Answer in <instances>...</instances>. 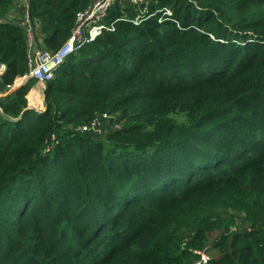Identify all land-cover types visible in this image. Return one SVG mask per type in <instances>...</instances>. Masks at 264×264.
I'll return each mask as SVG.
<instances>
[{
  "label": "trees",
  "instance_id": "16d2710c",
  "mask_svg": "<svg viewBox=\"0 0 264 264\" xmlns=\"http://www.w3.org/2000/svg\"><path fill=\"white\" fill-rule=\"evenodd\" d=\"M93 1L29 0L41 48L58 52ZM129 3L47 83L44 112L27 109L35 80L1 100L0 264H196L212 242L211 264H264V0H148L139 25ZM1 66L2 88L29 74L15 22L0 23ZM131 102L103 141L61 130Z\"/></svg>",
  "mask_w": 264,
  "mask_h": 264
},
{
  "label": "built area",
  "instance_id": "2783aa9c",
  "mask_svg": "<svg viewBox=\"0 0 264 264\" xmlns=\"http://www.w3.org/2000/svg\"><path fill=\"white\" fill-rule=\"evenodd\" d=\"M115 1L117 0H94L86 10L80 12L77 15L71 36L64 46L58 52L53 53L41 48L43 43L41 37L39 38L38 36L39 24L30 14L29 0H17L16 2L19 3V5L25 10L22 11V19L15 23L20 25L26 38L29 67V74L21 81H25L27 83L30 79L35 80L37 84L47 85L48 82L53 81L56 78V72L71 56L77 55L84 47L94 43L104 31H114L113 25L106 24L104 20L107 12ZM130 3L137 5V8H140L137 9V13L133 21L135 25H139L144 19L143 17L146 15L148 0H130ZM167 13L168 15H171L170 11H167ZM7 21L8 20L6 18L0 19V23ZM4 70L5 66H1L0 77L4 73ZM1 86L2 85L0 81V116H3L5 114L1 100L3 97H5V95H7L8 92L5 91V89L10 91L14 89V86H8L7 88H2ZM54 136L56 135H52L51 138ZM56 139L57 137H54V142L58 143ZM54 147L55 146H53V148ZM202 252L195 253L200 258L199 253Z\"/></svg>",
  "mask_w": 264,
  "mask_h": 264
},
{
  "label": "rangeland",
  "instance_id": "374dc122",
  "mask_svg": "<svg viewBox=\"0 0 264 264\" xmlns=\"http://www.w3.org/2000/svg\"><path fill=\"white\" fill-rule=\"evenodd\" d=\"M16 1L17 0H14L13 7L11 8V10H9L10 11L9 14L6 13V16H4L8 21H11V22H17L20 19H22V17H23V12L21 13L20 17H17V18L11 17V15L15 16V14H16L15 9L18 6V4H16ZM124 8H125V5H124ZM38 36H39V38L41 37L42 40H44V35L41 34V32H39V30H38ZM42 47H44V46L42 45ZM113 80H115V78ZM171 80H172V78H169V80H167V84H171L173 82ZM184 80L191 82L192 79L185 77V75H177V81L183 82ZM18 83L19 84L14 86V88L15 87L19 88V87L27 84L25 81H19ZM175 83L177 84L178 82H175ZM47 86L48 85L31 84V86L29 88L30 90L26 96V101L28 103L27 106L35 108L34 110H36V111L39 110V111L44 112L46 110L45 91L47 89ZM124 87L133 88L132 85H129V86L121 85L120 88L122 89V93L124 92V89H123ZM16 90L17 89H15V91ZM117 95L119 96V94H117ZM115 96H116V93L114 92V93H111V94L103 97L101 100L100 99L90 100V98H89L88 99L89 101L86 105L87 109L90 108V110L93 111L94 108L105 109L107 106H109L111 104L114 106ZM133 103H135V102H131V104H128L125 106H121V107H119V110H117V111H113V110L109 111V112H106L108 110L101 111V113H103L102 117H101V115H99V116H95L94 118L93 117L87 118V121L84 124L63 126L61 128V130H68L69 134L72 137H75L74 139H76L77 137L80 136V137L94 139L97 141H103L110 133L123 130V126L128 119L137 117V115L139 113V108H138L139 104L135 103V105H133ZM101 113H97L96 115L101 114ZM137 120H140V119H137ZM94 124H95V126H94ZM92 127H94V128H92ZM77 134H80V135H77ZM54 137H56V136H54ZM54 137H52L49 140L48 146L44 150V151H46L45 154L50 153V151L54 150L53 146L57 145V142H54ZM56 140H58V139H56ZM117 167H119L118 164H117ZM241 212L242 211H238V210H236L235 212H234V210L233 211L232 210L223 211L224 214H231V217L234 219H239V217L236 216L235 214H239L242 216L245 215L244 213H241ZM240 227H241V221H235L234 223H231L230 232H235V233L238 232V234H242V235H246V234L254 232L253 231L254 229L251 230L248 227H244V228H240ZM185 232L190 233L191 228L187 229ZM23 234H25V232ZM215 235H218V233ZM26 236H28V235H26ZM49 239H52V237H47V240H49ZM213 244H214V242H212L206 248H204L205 250L203 249L204 251L202 253H199L200 258H198L196 264H211V260L213 258H217L219 256V253L214 250Z\"/></svg>",
  "mask_w": 264,
  "mask_h": 264
},
{
  "label": "crops",
  "instance_id": "0c3cea01",
  "mask_svg": "<svg viewBox=\"0 0 264 264\" xmlns=\"http://www.w3.org/2000/svg\"><path fill=\"white\" fill-rule=\"evenodd\" d=\"M16 4H18V6L16 7V9H15V16L14 15H11V17L12 18H17V17H20V15H21V13H22V11H25L23 8H22V6H20L19 5V3H17L16 2ZM10 12V11H9ZM9 12H7L8 14H9ZM17 24V23H16ZM42 39V38H41ZM43 41V40H42ZM43 43V42H42ZM43 45V44H42ZM5 91H8L7 92V95H5V97L6 96H8V95H10V94H12L14 91H15V89H12V90H8V89H5Z\"/></svg>",
  "mask_w": 264,
  "mask_h": 264
},
{
  "label": "clouds",
  "instance_id": "9594fccd",
  "mask_svg": "<svg viewBox=\"0 0 264 264\" xmlns=\"http://www.w3.org/2000/svg\"><path fill=\"white\" fill-rule=\"evenodd\" d=\"M17 85V84H16ZM16 85H14V86H16ZM14 89H17L16 87L14 88ZM29 107V106H28ZM31 108V107H30ZM31 109H35V108H31ZM39 111V110H38ZM39 112H43V111H39Z\"/></svg>",
  "mask_w": 264,
  "mask_h": 264
},
{
  "label": "water",
  "instance_id": "95a60500",
  "mask_svg": "<svg viewBox=\"0 0 264 264\" xmlns=\"http://www.w3.org/2000/svg\"><path fill=\"white\" fill-rule=\"evenodd\" d=\"M5 69H6V67H5ZM5 71V70H4ZM27 109H31L30 107H28Z\"/></svg>",
  "mask_w": 264,
  "mask_h": 264
}]
</instances>
